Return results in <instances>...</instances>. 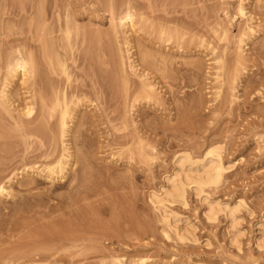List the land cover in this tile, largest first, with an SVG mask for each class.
<instances>
[{"label": "rangeland", "instance_id": "1", "mask_svg": "<svg viewBox=\"0 0 264 264\" xmlns=\"http://www.w3.org/2000/svg\"><path fill=\"white\" fill-rule=\"evenodd\" d=\"M11 55L42 78L7 79ZM0 100V185L13 192L0 193V264H264V0H0ZM66 104L76 119L63 136ZM67 146L77 160L53 182ZM211 148L227 166L220 183L165 201L181 238L151 193L179 154L202 163ZM202 195L243 201L238 242Z\"/></svg>", "mask_w": 264, "mask_h": 264}, {"label": "bare ground", "instance_id": "2", "mask_svg": "<svg viewBox=\"0 0 264 264\" xmlns=\"http://www.w3.org/2000/svg\"><path fill=\"white\" fill-rule=\"evenodd\" d=\"M128 6H130V7H128L129 9L131 8L132 9V6L131 5H128ZM127 8V11H126V9L124 10V12H125V14H124V12H123V15H122V19H121V23H123V24H125V22H122V20L123 19H125V20H129L130 22L133 20V13H132V10H129ZM125 20H123V21H125ZM130 22L127 24V26L130 24ZM131 24H133V23H131ZM130 26H132V25H130ZM68 27V26H67ZM78 26H76V28H77ZM134 27V26H133ZM69 29V28H68ZM67 29V30H68ZM78 29V28H77ZM76 29V31L78 32V30ZM71 31L70 30H68L67 31V33H68V36L70 35L69 33H70ZM146 53V52H145ZM147 54V53H146ZM13 55V54H12ZM12 55H11V58L9 59V61H8V65H7V73L9 74L8 75V77H6L7 79H9V76H10V78H12L13 79V77H19L20 75H22L23 76V78H24V80L26 81L27 79H28V77H29V79H30V77H33V80H34V82H36V78H39V77H41V76H39V77H37V74H41V72L39 71L40 69L37 67V66H39L38 65V63L35 61V59H34V61L37 63V64H34L33 65V63H30L28 60H26L25 58H23V57H19L18 55V57H12ZM145 55V54H144ZM149 56V55H148ZM146 57V56H145ZM30 59H31V62H34V61H32V58L30 57ZM29 59V60H30ZM145 59V58H144ZM62 64V63H61ZM64 65H65V63H64ZM63 64H62V66H64ZM34 66H36V67H34ZM61 66V65H60ZM61 66V67H62ZM35 68H38L39 70H36ZM60 69V68H59ZM58 69V70H59ZM55 70V69H54ZM53 70V71H54ZM57 70V71H58ZM63 68H62V73H64L65 74V72H63ZM60 71V70H59ZM37 72V73H36ZM53 74L54 73H56V71H54V72H52ZM59 73V72H58ZM66 74H67V72H66ZM65 74V75H66ZM69 74V73H68ZM63 75V74H62ZM59 76H60V74H59ZM21 77V76H20ZM62 77V76H61ZM68 77V76H67ZM27 78V79H26ZM35 78V79H34ZM42 78V77H41ZM40 78V79H41ZM15 79V78H14ZM19 79V78H18ZM21 79V78H20ZM38 80V79H37ZM68 80H69V77H68ZM15 81H17L16 79H15ZM22 81H23V79H22ZM25 81H23V82H25ZM13 82V81H12ZM10 83H11V81H10ZM26 83V82H25ZM13 84H14V82H13ZM11 86H12V83L10 84ZM57 85V84H56ZM15 86H16V82H15ZM14 87V86H13ZM56 87V86H55ZM144 87H145V85H144ZM13 89V88H12ZM55 89V88H54ZM54 89L52 88V91H54ZM146 89V88H145ZM9 91V90H8ZM7 91V94L5 95V96H7V97H9L10 98V100L12 101V92H8ZM10 91H11V88H10ZM13 91H14V89H13ZM59 92H60V89H58V94L56 93V91L54 92V94L56 95H58V98H57V100L54 102V105L57 103V105L58 104H61L62 103V101H61V103H60V98H59V96H61V94L59 95ZM62 92V91H61ZM4 93V92H3ZM65 92H63V94H64ZM147 95V94H146ZM64 97H65V94L63 95ZM6 97V98H7ZM5 98V97H4ZM1 99H3V96H2V98ZM7 100H8V98H7ZM77 100H79V98L77 99ZM1 101V100H0ZM9 101V100H8ZM75 101V100H74ZM1 102H3V101H1ZM7 102V101H6ZM13 102V101H12ZM63 102H64V104L65 103H68V102H66L64 99H63ZM77 102V101H76ZM9 103V102H8ZM14 103H15V101H14ZM79 103H81V102H77L76 104H79ZM4 104V103H3ZM30 104V103H29ZM27 105V106H29V107H27V106H25V107H27L25 110L26 111H22V114L24 113V115L26 116V117H28V121H34L35 120V118H36V113H35V111H34V107H32L31 105ZM62 105V104H61ZM59 106V105H58ZM63 106V105H62ZM61 106V107H62ZM78 106H80V104L78 105ZM55 107H57L56 105H55ZM54 107V108H55ZM75 107V106H74ZM81 107V106H80ZM77 108V107H76ZM79 108V107H78ZM5 109H7V112H8V108L6 107ZM4 109V110H5ZM70 105L68 106L67 104L65 105V107L62 109V115L60 114V129H61V132H63V136L64 135H66V134H69V133H67V132H71L70 131V129H69V125H68V122H70L69 120L67 121V117L69 116V114H71V112H70ZM81 109V108H80ZM80 109L78 110L79 112H78V116H79V113H80ZM75 110H77V109H75ZM75 110H72V111H75ZM11 110H9V112H10ZM8 112V113H9ZM51 112V111H50ZM77 112V111H76ZM75 112V113H76ZM3 113V112H2ZM11 113V112H10ZM9 113V114H10ZM52 113V112H51ZM12 114V113H11ZM21 114V119H23V115ZM46 114H48V113H46ZM52 114H54V113H52ZM0 115H1V112H0ZM6 115V114H5ZM74 115H76V114H74ZM76 115V116H77ZM81 115V114H80ZM48 116H49V114H48ZM55 116V115H54ZM70 116H72V114L70 115ZM1 117V116H0ZM51 117H52V115H51ZM49 118V117H48ZM48 118H47V120H48ZM71 119L72 118H75L76 119V117H70ZM20 119V118H19ZM51 119H53V118H50L49 120H51ZM79 120V119H78ZM77 120V121H78ZM84 120V119H83ZM76 121V120H75ZM76 121V122H77ZM82 121V120H81ZM22 121H20V123H21ZM48 122H50V121H48ZM72 122L74 123V121L72 120ZM86 122V121H85ZM84 123V122H83ZM22 124H24L23 122H22ZM47 124V123H46ZM50 124V123H49ZM73 124H71L70 125V127L72 126ZM49 127V126H48ZM72 127H74V126H72ZM19 128H22V127H19ZM26 129V128H25ZM23 130V129H22ZM59 130V129H58ZM79 130V129H78ZM24 131V130H23ZM80 131V130H79ZM5 134V133H4ZM58 134V133H57ZM62 134V133H61ZM25 135V134H24ZM54 135V134H53ZM75 135V134H74ZM62 136V135H61ZM70 136V135H69ZM76 136H78V135H76ZM1 137H4L3 135L1 136ZM0 137V138H1ZM5 137H7V136H5ZM10 137H12V136H10ZM26 137V136H25ZM71 138V137H70ZM68 139H69V137H68ZM71 139H73V138H71ZM70 139V140H71ZM9 140V139H8ZM1 141H2V138H1ZM6 141V140H5ZM5 141H4V143H5ZM80 141V140H79ZM75 142H77V141H75ZM70 144H71V142H70ZM66 145H69V143L68 144H66ZM66 145H64V147L66 146ZM75 145V144H74ZM63 147V148H64ZM68 147L69 146H67L66 148H64V153H67V155L66 154H64L63 153V156H64V158H63V156L60 158V160L58 161V162H56V164L58 163V165L57 166H59L60 167V169H59V171L56 169V165L54 166H51V165H49L50 167L48 168V166H46L47 168H48V170H47V174H49L48 173V171L50 172V174L47 176V179L49 178V179H52L53 180V182L55 181V180H63V179H65L68 175H67V171H68V169H69V166L68 165H70V166H72L73 164H71V162H72V160L73 159H75V161L77 160L76 159V154L74 153V152H72L71 150V148H70V152H68ZM72 147V146H71ZM216 147V146H215ZM219 147V146H218ZM212 149V148H211ZM218 150H220V149H212V150H210L209 152H207V154H206V156H204V160L202 161V163H197V162H195V164H198V165H195L194 164V162H192V160L190 159V157L191 156H189L188 154H179L178 156H177V159H176V161H175V169H174V172H173V174L172 175H170V176H168V178H167V180H166V186H164L163 188H162V190H161V192L160 193H156V192H153V193H151V200H152V202L154 203V205H155V208H157L160 212H161V214H162V216H163V218H164V220L168 223V225L170 226V228H173L176 232H177V234L182 238V237H184L185 235H184V233L185 232H183L182 231V226H181V221H183V218H181V217H179V216H177V215H174L168 208H167V206L165 205V201H173V200H178V201H181V200H183L184 199V197H185V192H186V190H187V187L188 186H190V187H192L195 191H198L200 194L203 192L202 191V188H203V186L204 185H206V186H208V184L210 185V184H219L220 183V181L222 180V178H223V175H224V172L226 171V169H227V166H225V164L223 163V161H222V159H221V155L219 154V152H218ZM63 151V150H62ZM66 151V152H65ZM77 153V152H76ZM66 157H67V161H64V159L66 160ZM192 158V157H191ZM63 159V160H62ZM79 160V159H78ZM75 161L73 162V163H75ZM6 164V163H5ZM82 164V163H81ZM10 165H11V163H10ZM75 165H79V164H75ZM8 166V165H7ZM68 166V167H67ZM82 166V165H81ZM1 167V166H0ZM3 167V166H2ZM6 167V166H5ZM14 167V166H13ZM76 167V166H75ZM46 168V169H47ZM12 169V168H11ZM10 169V170H11ZM72 169V168H71ZM70 169V170H71ZM75 170L74 171H76V173H78L79 171H80V167H77V168H74ZM71 171H73V169L71 170ZM73 171V172H74ZM83 171V170H82ZM7 172V171H6ZM25 173V172H24ZM4 174V173H3ZM29 174V173H28ZM41 174V176H42V173H39V175ZM70 174V173H69ZM83 174V173H82ZM79 175V174H78ZM44 176V175H43ZM73 176H74V180L75 181H77V179H78V177L76 176V174L74 173L73 174ZM72 179V178H71ZM69 181H70V179H69ZM52 182V181H51ZM84 182V181H83ZM27 183V182H26ZM2 184H4V183H2ZM7 184V183H6ZM5 184V185H6ZM193 184H195L194 186H193ZM5 185H0V193H3L4 191H9V192H7V193H10V192H12L11 190V186L10 187H8V188H10V189H8V188H6L7 186H5ZM73 185H75V187H79V186H81L80 185V182H77V184H74V182H73ZM83 186H84V184H83ZM70 189V188H69ZM79 189H80V187H79ZM28 190V189H27ZM46 190V189H45ZM48 190V189H47ZM73 190V189H72ZM204 190V189H203ZM43 192H44V190H42ZM30 192H32V191H30ZM29 192V193H30ZM38 192H40V191H38ZM38 192H35V194H37ZM80 192H81V190H80ZM79 192V193H80ZM197 192V193H198ZM13 193V192H12ZM69 193H70V191H69ZM72 193V192H71ZM46 194L47 195H49V194H51L50 192H46ZM10 195V194H9ZM12 195V194H11ZM47 195H44V196H42V197H45V196H47ZM52 195V194H51ZM65 195H67V194H65ZM74 195V194H73ZM72 195V196H73ZM78 195H80V194H78ZM12 196H14V195H12ZM18 196H20V195H18ZM22 197V196H21ZM36 197V196H35ZM48 198V197H47ZM66 198H67V196H66ZM201 198H202V200L203 201H205V203H206V209H207V211H208V214H210V216H214L219 210H224L226 213H227V216L229 217V221H230V225H229V227H230V232H231V239H232V242L234 241V242H238V227H236L237 225H236V223H237V219H236V212L239 210V208L241 207V206H243V201H238V202H236L234 205H229V204H226V205H224V206H221L222 204L220 203V202H216V201H214V200H211V199H209L206 195H202L201 196ZM16 199V198H15ZM21 199V198H20ZM23 199V198H22ZM73 199V198H72ZM42 201V200H41ZM14 202H16V200L14 201ZM73 202H74V200H73ZM12 204V203H11ZM64 204V203H63ZM70 204H71V202H70ZM72 205V204H71ZM65 206V205H64ZM11 207V206H10ZM49 207V206H48ZM59 207V206H58ZM66 207V206H65ZM73 207V206H72ZM71 207V208H72ZM2 209V208H1ZM10 209V208H9ZM50 209V208H49ZM61 209V208H60ZM66 210V209H65ZM72 210V209H71ZM69 212V211H68ZM72 213H73V210H72ZM74 213H75V211H74ZM41 215V214H40ZM77 216V215H76ZM39 217V216H38ZM42 216H40V218H41ZM43 218V217H42ZM45 219V218H44ZM71 219V218H70ZM69 219V220H70ZM68 220V221H69ZM44 220H42V222H43ZM50 221V220H49ZM55 221H56V219H55ZM54 221V222H55ZM74 221H75V219H74ZM53 222V223H54ZM56 222H58V221H56ZM60 222V221H59ZM62 223H63V221H61ZM70 222V221H69ZM73 222V221H72ZM72 222H70L71 223V225L69 226V228L72 226ZM75 222H77V221H75ZM79 222V221H78ZM43 223H45V221L43 222ZM47 223H49V222H47ZM47 223H45L46 225H47ZM52 223V224H53ZM61 223V224H62ZM64 223H66V221L64 222ZM40 224H41V222H39V226H40ZM75 224V223H74ZM78 224V223H77ZM123 224V223H122ZM49 225V224H48ZM58 225H59V223H58ZM68 225V224H67ZM82 225H83V223H82ZM82 225H81V227H82ZM86 225V224H85ZM120 225V224H119ZM45 226V225H44ZM63 226H65L66 227V225L64 224ZM62 226V227H63ZM78 226V225H77ZM47 227H49V226H47ZM80 227V228H81ZM86 229H88L90 226H84ZM83 227V228H84ZM40 228H42V226L40 227ZM39 228V229H40ZM50 228H55L56 229V227H51L50 226ZM60 228V227H59ZM74 228H77V227H74ZM73 228V229H74ZM79 228V229H80ZM54 229V230H55ZM61 229H63V228H61ZM70 229H72V228H70ZM69 229V230H70ZM86 229H84V231L86 230ZM90 229V228H89ZM64 230L65 229H63L62 231L64 232ZM39 231H41L40 232V234H39V236H42L43 234H42V232H44V231H42L41 229L39 230ZM47 231L48 230H46V233H47ZM51 231V230H50ZM55 231H57V230H55ZM61 231V230H60ZM61 231V232H62ZM73 231H75V230H73ZM80 232V231H79ZM78 232V234H77V232L75 231V234L77 235V236H80V234L82 233H79ZM53 233V232H52ZM58 233H59V231H58ZM73 232H71V234H72ZM85 233V232H84ZM83 233V234H84ZM108 233V232H107ZM106 233V235H110V234H112V233H110L109 232V234H107ZM37 234V233H36ZM37 234V235H38ZM56 234V233H55ZM63 234H65V233H62L61 234V236L63 235ZM75 234H72V236H70V239L73 237V236H75ZM49 235H50V233H49ZM66 235H67V232H66ZM82 235V234H81ZM85 235V234H84ZM46 236H47V234H46ZM113 236H115L114 234H113ZM35 237V236H34ZM38 237V236H37ZM76 237V236H75ZM82 237H84V236H82ZM102 237V236H101ZM36 238V237H35ZM42 238V237H41ZM40 238V239H41ZM69 238V237H68ZM111 238V237H110ZM33 240H34V238H32ZM38 239V238H37ZM44 239V238H43ZM52 239V238H51ZM51 239H50V242H48L47 244H51V246H52V244L54 245V243H52L51 242ZM80 239V238H79ZM82 239V238H81ZM80 239V240H81ZM92 239V238H91ZM98 239H99V237H98ZM47 240V239H46ZM55 240V239H54ZM57 240H58V238H57ZM75 240V239H74ZM74 240H72V241H74ZM77 240V239H76ZM32 241V240H31ZM36 241V240H35ZM45 241V240H44ZM49 241V240H48ZM55 242V241H54ZM76 242V241H75ZM37 243V242H36ZM35 243V247H36V245L38 244V243H40V242H38L37 244ZM42 243V242H41ZM44 243V242H43ZM33 244L34 243H32L31 244V246L33 247ZM46 244V246H47V248H49V245H47ZM41 246V245H40ZM40 246H38V247H40ZM43 246H45V245H43ZM43 246H41L40 248H42L43 250H44V248H43ZM46 246H45V248H46ZM35 250H36V248H35ZM41 250V249H40ZM39 250V251H40ZM37 251V250H36ZM42 251V250H41ZM142 263L143 264H146V261L145 260H142Z\"/></svg>", "mask_w": 264, "mask_h": 264}]
</instances>
